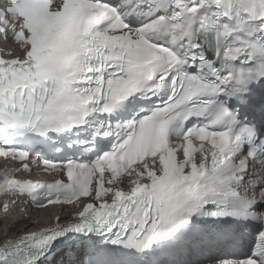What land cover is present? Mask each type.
<instances>
[{
  "label": "snow or ice",
  "instance_id": "snow-or-ice-1",
  "mask_svg": "<svg viewBox=\"0 0 264 264\" xmlns=\"http://www.w3.org/2000/svg\"><path fill=\"white\" fill-rule=\"evenodd\" d=\"M0 37V264H264V0H0Z\"/></svg>",
  "mask_w": 264,
  "mask_h": 264
},
{
  "label": "bare ground",
  "instance_id": "bare-ground-1",
  "mask_svg": "<svg viewBox=\"0 0 264 264\" xmlns=\"http://www.w3.org/2000/svg\"><path fill=\"white\" fill-rule=\"evenodd\" d=\"M21 219L22 218L20 215H18L16 217H14V216L8 217V221H9L8 224H0V234H2L5 231V229L10 226L11 222L18 221ZM32 220L34 222L39 220V223L36 225V227L39 228V227L46 226V225L52 223L53 217L51 216V214L49 212H45L44 210H40V211H34L33 212ZM0 221H3V220H0ZM11 234L12 235L17 234V230L13 229Z\"/></svg>",
  "mask_w": 264,
  "mask_h": 264
}]
</instances>
